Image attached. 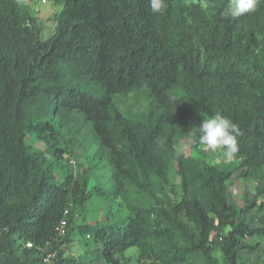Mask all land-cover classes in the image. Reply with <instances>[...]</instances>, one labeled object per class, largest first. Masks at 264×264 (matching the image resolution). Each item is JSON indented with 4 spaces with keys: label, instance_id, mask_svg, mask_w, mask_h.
<instances>
[{
    "label": "trees",
    "instance_id": "1",
    "mask_svg": "<svg viewBox=\"0 0 264 264\" xmlns=\"http://www.w3.org/2000/svg\"><path fill=\"white\" fill-rule=\"evenodd\" d=\"M49 1L61 9L42 40L26 5L0 0V264H245L264 237L250 215H264V4L233 17L231 0L156 14L149 0ZM217 111L241 134L212 165L197 128ZM235 182L252 200L229 201ZM93 200L102 219L77 224Z\"/></svg>",
    "mask_w": 264,
    "mask_h": 264
},
{
    "label": "rangeland",
    "instance_id": "2",
    "mask_svg": "<svg viewBox=\"0 0 264 264\" xmlns=\"http://www.w3.org/2000/svg\"><path fill=\"white\" fill-rule=\"evenodd\" d=\"M17 2L26 5L31 13L37 21L41 28V34L40 37L42 40L48 39L55 31V24L53 22V17L55 14H57L61 7L60 6H54L49 0H45V3H42V0H16ZM192 145V142L185 143L183 145V151L189 155L190 146ZM82 151L76 150L74 155L77 156V160L72 155L66 156V158H71L73 161L76 162L75 165H71L70 168H68L71 172L76 173L79 170L80 165H84V161L82 159V154L89 150V145L87 141H84L81 144ZM207 152L209 155H212V160L210 164H220L221 160L218 157L217 152H212L211 150L207 149ZM192 152V151H191ZM194 157V155H193ZM231 196H228V199L232 203L238 202L240 199L241 194H245L247 200H252L255 191H254V184L249 183L242 185L240 183H233L231 186ZM260 202V200H259ZM99 204L96 200H93L90 202L85 211L82 215H78L76 218V223H80L83 219V222L86 223H94L96 220L102 219L103 212L100 210ZM250 215L253 216H264L263 212H259L256 214L255 210H252ZM250 244H258V251L247 255L245 252L240 253V261L244 262L245 264H262L264 261V237H254L247 240ZM85 249L83 248V244L79 240L78 237L74 238V243L69 247L68 250H66V255L72 256V257H78L80 255L85 254ZM218 257L220 258V254H218ZM221 260V259H220Z\"/></svg>",
    "mask_w": 264,
    "mask_h": 264
},
{
    "label": "clouds",
    "instance_id": "3",
    "mask_svg": "<svg viewBox=\"0 0 264 264\" xmlns=\"http://www.w3.org/2000/svg\"><path fill=\"white\" fill-rule=\"evenodd\" d=\"M45 3V0H42ZM152 13H161L167 8V0H149ZM264 0H231L229 11L233 17L254 13ZM198 141L212 152L222 151L227 159L237 152V137L241 134L238 125L217 111L202 120L197 128Z\"/></svg>",
    "mask_w": 264,
    "mask_h": 264
},
{
    "label": "built area",
    "instance_id": "4",
    "mask_svg": "<svg viewBox=\"0 0 264 264\" xmlns=\"http://www.w3.org/2000/svg\"><path fill=\"white\" fill-rule=\"evenodd\" d=\"M70 163L72 165H74V162L70 161ZM64 222L61 223V225L58 227L57 231H58V234L59 236H63L64 235ZM27 247H31L30 244H27ZM54 257V254H51V255H47L44 262L45 263H50L51 259Z\"/></svg>",
    "mask_w": 264,
    "mask_h": 264
}]
</instances>
